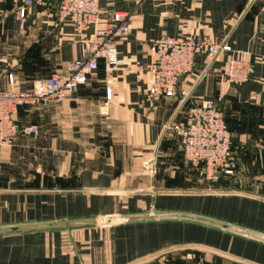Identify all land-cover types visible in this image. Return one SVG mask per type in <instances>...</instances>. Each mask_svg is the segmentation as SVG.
Masks as SVG:
<instances>
[{
    "label": "crops",
    "instance_id": "obj_1",
    "mask_svg": "<svg viewBox=\"0 0 264 264\" xmlns=\"http://www.w3.org/2000/svg\"><path fill=\"white\" fill-rule=\"evenodd\" d=\"M54 4L29 5L20 22L18 1L0 0V91H29L82 57L93 28L79 33L58 22ZM99 11L131 16L129 33L116 42L124 64L108 71L99 60L64 101L18 107L19 129L37 126L40 136L20 131L0 144V228L119 222L0 233V264H142L177 247L207 250L206 259L216 255L221 264H264V242L172 218L198 216L264 235V198L193 191V168L166 129L192 104L220 95L233 148L242 162L256 160L264 145V0H101ZM161 36L209 39L230 51H198L194 71L179 80L184 95L155 102L147 66ZM231 56L254 65L241 85L222 75Z\"/></svg>",
    "mask_w": 264,
    "mask_h": 264
},
{
    "label": "built area",
    "instance_id": "obj_2",
    "mask_svg": "<svg viewBox=\"0 0 264 264\" xmlns=\"http://www.w3.org/2000/svg\"><path fill=\"white\" fill-rule=\"evenodd\" d=\"M17 15L23 22L26 8L42 4L46 0H17ZM55 1V0H54ZM101 0H60L55 6L57 21L70 22L81 33L93 28L90 37L83 42V55L78 60L65 64L62 73H53L33 83L25 92L0 91V144H9L18 132L40 136L37 126L19 129L15 114L20 105L46 106L68 98L98 68L102 60L108 71L124 64L116 52V42L129 33L131 16L120 11L103 17L99 11ZM205 52L214 57L221 51H230L226 44L218 45L209 39L192 37L161 36L152 44L153 60L147 66L151 74L146 92L157 102L162 98H173L178 94L179 80L194 71V56ZM254 65L250 60L231 56L222 66L224 80L231 85H241L250 79ZM8 82L12 76L8 75ZM223 97L217 96L192 104L182 120L166 126L177 134L184 160L195 171L210 180L221 173L230 174L237 167L235 151L231 149V138L224 121ZM150 173L154 169L145 163Z\"/></svg>",
    "mask_w": 264,
    "mask_h": 264
},
{
    "label": "rangeland",
    "instance_id": "obj_3",
    "mask_svg": "<svg viewBox=\"0 0 264 264\" xmlns=\"http://www.w3.org/2000/svg\"><path fill=\"white\" fill-rule=\"evenodd\" d=\"M256 149L258 156L251 164L246 160L242 162L238 149H234L237 161L235 171L230 174L221 173L215 180L199 175L193 168V185L190 188L193 191L237 192L264 198V145L256 146ZM206 256H210V253L198 247H177L157 254L142 264H217L218 261L221 264L219 256L208 259Z\"/></svg>",
    "mask_w": 264,
    "mask_h": 264
},
{
    "label": "water",
    "instance_id": "obj_4",
    "mask_svg": "<svg viewBox=\"0 0 264 264\" xmlns=\"http://www.w3.org/2000/svg\"><path fill=\"white\" fill-rule=\"evenodd\" d=\"M60 0H55V6ZM163 218V217H162ZM172 218L183 219L192 222H198L202 224H207L221 230H225L234 234H238L241 236H245L254 240H258L264 242V235L256 232L248 231L242 228H238L232 225L224 224L221 222H217L214 220H209L206 218L184 215V214H176L173 215ZM119 222L115 217H105L98 220L86 219V220H75V221H65V222H55V223H42V224H30V225H20V226H11L0 228V233H10V232H19V231H30V230H44V229H58V228H70L76 226H86V225H108L113 222Z\"/></svg>",
    "mask_w": 264,
    "mask_h": 264
},
{
    "label": "trees",
    "instance_id": "obj_5",
    "mask_svg": "<svg viewBox=\"0 0 264 264\" xmlns=\"http://www.w3.org/2000/svg\"><path fill=\"white\" fill-rule=\"evenodd\" d=\"M52 1H54V0H52ZM181 120H182V119H181ZM224 121H225V118H224ZM231 149L234 150L232 143H231ZM235 154H236V153H235Z\"/></svg>",
    "mask_w": 264,
    "mask_h": 264
}]
</instances>
